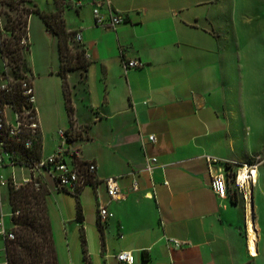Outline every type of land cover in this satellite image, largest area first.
Listing matches in <instances>:
<instances>
[{
  "label": "crops",
  "instance_id": "obj_1",
  "mask_svg": "<svg viewBox=\"0 0 264 264\" xmlns=\"http://www.w3.org/2000/svg\"><path fill=\"white\" fill-rule=\"evenodd\" d=\"M24 1L46 17L59 12L65 30L80 33L76 44L88 63L66 76L70 118L59 61L39 74L27 56L40 156L62 148L71 165L97 167L91 183L76 192L57 189L47 172L41 177L50 227V214L63 227L64 248L51 229L58 264H116L114 255L123 250L133 253L134 264H264V0ZM96 5L105 18L113 11L124 22L96 25ZM124 60L143 66L124 73ZM59 130L66 132L65 142ZM149 135L155 143L147 142ZM258 155L250 206L232 180L225 198L213 194L205 156L227 164H214L212 172L232 175L239 164H255ZM147 157L157 159L150 173L143 170ZM2 174L21 181L28 170L14 166ZM108 177L117 178L122 199L109 200ZM133 180L137 191L131 190ZM3 195L10 218L6 224L1 200L0 219L11 230L7 189ZM98 204L111 213L102 224ZM170 238L187 245L174 249L166 244Z\"/></svg>",
  "mask_w": 264,
  "mask_h": 264
},
{
  "label": "built area",
  "instance_id": "obj_2",
  "mask_svg": "<svg viewBox=\"0 0 264 264\" xmlns=\"http://www.w3.org/2000/svg\"><path fill=\"white\" fill-rule=\"evenodd\" d=\"M75 6H80L76 1ZM99 5L92 10L95 24L116 28L124 22L122 14L110 11L108 18L99 12ZM27 6L24 0H0V168L2 166L24 167L28 170V177L21 181L14 178L7 179L0 173V205L5 189L12 187L18 189L26 185L34 191L42 189L41 177L47 172L53 178L57 189H65L76 192L79 188L88 185L93 180L96 165L87 164L71 165L67 157L68 151L59 149L51 155L34 159L33 146L40 142V126L36 108V95L33 85L32 68L27 63L30 55L31 37L29 30V18L31 13L26 12ZM73 41L80 43V33L73 34ZM85 55V54H84ZM85 57H87L85 55ZM143 64L136 60L122 61L121 67L124 73L141 68ZM58 136L63 142L67 140L66 132L59 130ZM148 143H155V137H146ZM205 161L210 175V189L218 198H225L228 194V182L243 192L246 203L247 193L256 184V168L261 164V157L256 156L255 164H239L232 175L225 170L212 172L214 164L223 163L219 159L205 156ZM157 163L155 157H147L143 170L150 173ZM8 164V165H6ZM106 194L110 201L120 200L124 194L118 186L116 177H108L103 180ZM131 190L137 191L138 184L133 180ZM152 195V194H151ZM152 197V196H150ZM250 205V203H249ZM111 217L107 207L102 204L97 206V218L102 224ZM0 236L4 240L14 239L11 230H6L0 219ZM166 244L174 249H180L187 245L186 242L177 239H166ZM116 264H134V255L131 251L123 250L114 255ZM0 264H7L5 259Z\"/></svg>",
  "mask_w": 264,
  "mask_h": 264
},
{
  "label": "trees",
  "instance_id": "obj_3",
  "mask_svg": "<svg viewBox=\"0 0 264 264\" xmlns=\"http://www.w3.org/2000/svg\"><path fill=\"white\" fill-rule=\"evenodd\" d=\"M33 13L39 14L38 12ZM40 17L46 29L50 30L57 38L59 61L57 75L62 79L65 108L71 118L73 108L66 76L69 72L77 69L85 70L88 63L84 58L83 49H79L73 41L74 32L66 31L59 22L51 24L49 19L56 18L57 13L53 14L51 18L44 15H40ZM40 151L39 142L33 146L34 159H39ZM78 165L81 166V164ZM46 195L45 191L36 192L29 185L18 189L7 188L8 201L12 211L11 231L14 234V239L4 240V256L7 264H58L46 210ZM77 216L81 218L79 205H77ZM99 229L101 230L100 226ZM83 244L84 240L82 239Z\"/></svg>",
  "mask_w": 264,
  "mask_h": 264
},
{
  "label": "rangeland",
  "instance_id": "obj_4",
  "mask_svg": "<svg viewBox=\"0 0 264 264\" xmlns=\"http://www.w3.org/2000/svg\"><path fill=\"white\" fill-rule=\"evenodd\" d=\"M56 2L57 4H59V2H63V0H56ZM26 12H30V13L38 12L40 15H42L38 10L32 7H29V6L27 7ZM49 20L51 24L53 25L56 22H59V24L62 27H64L59 12L57 13L56 18L49 19ZM247 29L249 30L250 26L247 27ZM29 30H30L29 32H30V37H31V48H30L31 52H30V55H28V57H29V63L33 67L35 72L41 74L43 72H46L48 69L57 67L58 58H57V52H56L57 50L56 49V39L54 36H48L46 34L47 30L45 29V24L42 21V19H40L39 16L35 14L30 15ZM232 43H233V40H232ZM263 104L264 102H262V106ZM263 111H264V106H263L262 112ZM9 169H12V168L10 166H7L5 169L0 168V173L2 174L4 171H7ZM4 177H6V175ZM62 196H63L62 197L63 199L69 198V197H65L64 195ZM2 202H3V213L5 215V222L6 224H8V221L10 218V208H9L5 195L2 196ZM55 216L56 215H54V217ZM50 217L52 219L51 229L53 232V238L55 240V243H61V246L64 248V243H62V241L64 240L63 227L61 223H59L57 218H54L53 216H51V214H50ZM4 259H5V256L3 255V252H1L0 262H3Z\"/></svg>",
  "mask_w": 264,
  "mask_h": 264
},
{
  "label": "bare ground",
  "instance_id": "obj_5",
  "mask_svg": "<svg viewBox=\"0 0 264 264\" xmlns=\"http://www.w3.org/2000/svg\"><path fill=\"white\" fill-rule=\"evenodd\" d=\"M256 176V175H254ZM249 205V203H248ZM250 206V205H249ZM248 206V211L249 214L251 215V210L250 207ZM248 236H249V243H250V252L251 254L255 253V249H254V245H255V231L253 229V225H252V221L250 219L249 223H248Z\"/></svg>",
  "mask_w": 264,
  "mask_h": 264
}]
</instances>
